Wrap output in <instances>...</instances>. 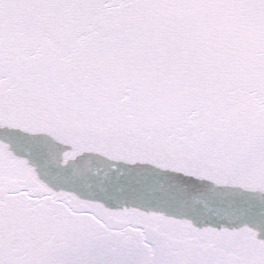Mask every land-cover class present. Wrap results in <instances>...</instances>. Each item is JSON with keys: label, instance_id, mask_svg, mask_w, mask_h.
Masks as SVG:
<instances>
[{"label": "snow or ice", "instance_id": "6c2138e0", "mask_svg": "<svg viewBox=\"0 0 264 264\" xmlns=\"http://www.w3.org/2000/svg\"><path fill=\"white\" fill-rule=\"evenodd\" d=\"M0 264H264V0H0Z\"/></svg>", "mask_w": 264, "mask_h": 264}]
</instances>
